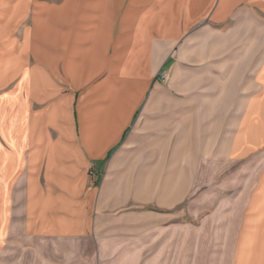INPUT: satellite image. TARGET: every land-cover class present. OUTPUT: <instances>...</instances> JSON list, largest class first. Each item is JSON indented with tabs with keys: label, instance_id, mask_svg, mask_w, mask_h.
I'll list each match as a JSON object with an SVG mask.
<instances>
[{
	"label": "crops",
	"instance_id": "obj_1",
	"mask_svg": "<svg viewBox=\"0 0 264 264\" xmlns=\"http://www.w3.org/2000/svg\"><path fill=\"white\" fill-rule=\"evenodd\" d=\"M79 3L0 42V88L26 83L0 99V264H159L227 206L228 264H264V0Z\"/></svg>",
	"mask_w": 264,
	"mask_h": 264
},
{
	"label": "rangeland",
	"instance_id": "obj_2",
	"mask_svg": "<svg viewBox=\"0 0 264 264\" xmlns=\"http://www.w3.org/2000/svg\"><path fill=\"white\" fill-rule=\"evenodd\" d=\"M68 0H0V42H17V48L23 42L36 40V31H30L36 26L38 20H47L53 16L55 10L67 4ZM75 5H79V0H72ZM37 66V62L33 56L29 59L25 58V70L33 71ZM31 73V72H30ZM32 77L35 74H31ZM24 82V75L19 73L9 84L0 88V99L2 97L8 98L7 95L19 93V88ZM29 83L32 85V96L30 99V113L36 114L38 111L43 110V106L53 96H47L43 92L37 91L39 85L38 80L31 79ZM4 100V99H2ZM90 175V177L95 176ZM229 204V203H228ZM227 206L221 208L218 213L223 211L228 212L225 215L213 216L209 222H203L201 227L196 224H191L188 230L181 232H174V239L172 249L169 250L167 255H164L159 260V264H228L229 255L227 240L224 236L228 234L236 226L235 214L236 208ZM231 211V212H230ZM230 216L228 220L227 215ZM234 219V221H233ZM214 234L216 239H214ZM183 236V238H182ZM85 254H82L80 262L86 261ZM132 256L117 255L109 256L106 261L111 259L109 264L123 262L130 259ZM32 259V258H31ZM33 261H35L33 259ZM4 262V261H3Z\"/></svg>",
	"mask_w": 264,
	"mask_h": 264
},
{
	"label": "built area",
	"instance_id": "obj_3",
	"mask_svg": "<svg viewBox=\"0 0 264 264\" xmlns=\"http://www.w3.org/2000/svg\"><path fill=\"white\" fill-rule=\"evenodd\" d=\"M161 79L163 81L167 80V74L166 73H163L162 76H161ZM94 171H95V164L94 163H91L90 170H89V174L90 175H94Z\"/></svg>",
	"mask_w": 264,
	"mask_h": 264
}]
</instances>
